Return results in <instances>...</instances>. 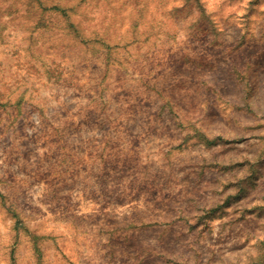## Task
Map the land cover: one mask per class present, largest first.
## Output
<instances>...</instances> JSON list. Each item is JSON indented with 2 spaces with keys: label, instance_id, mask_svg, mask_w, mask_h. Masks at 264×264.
<instances>
[{
  "label": "rangeland",
  "instance_id": "1",
  "mask_svg": "<svg viewBox=\"0 0 264 264\" xmlns=\"http://www.w3.org/2000/svg\"><path fill=\"white\" fill-rule=\"evenodd\" d=\"M0 264H264V0H0Z\"/></svg>",
  "mask_w": 264,
  "mask_h": 264
},
{
  "label": "trees",
  "instance_id": "2",
  "mask_svg": "<svg viewBox=\"0 0 264 264\" xmlns=\"http://www.w3.org/2000/svg\"><path fill=\"white\" fill-rule=\"evenodd\" d=\"M209 142H214V141H209Z\"/></svg>",
  "mask_w": 264,
  "mask_h": 264
}]
</instances>
